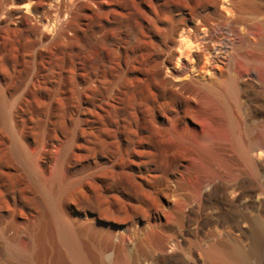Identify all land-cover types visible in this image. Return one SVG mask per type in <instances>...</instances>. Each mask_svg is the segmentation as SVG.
Masks as SVG:
<instances>
[{
    "label": "bare ground",
    "instance_id": "obj_1",
    "mask_svg": "<svg viewBox=\"0 0 264 264\" xmlns=\"http://www.w3.org/2000/svg\"><path fill=\"white\" fill-rule=\"evenodd\" d=\"M130 5L129 15L134 17V8H139L150 29L144 28L147 42L130 35L133 58H146V68H156L130 80L134 87L125 91L132 96L131 107L116 102L125 85L102 88L99 69L89 68L85 58L78 81V139L88 144L97 169L90 178L98 181L99 174L111 175L110 187L122 188L123 202L145 211L140 219L124 224L121 245L110 264L129 263L131 224L147 227L162 261L172 258L168 254L172 248L175 255L186 256L180 264H200L197 256L204 264H264V168L259 162L264 163V0H131ZM81 20L86 33V19ZM93 40L98 42L97 34ZM143 42L151 49L139 54ZM126 72L122 69L121 75ZM21 83L32 86L34 77L25 73ZM138 85L150 90L151 103L138 98ZM88 97L92 105L86 103ZM210 128L233 139L238 161L216 158ZM150 130L182 154L177 174L151 167L133 169L135 152L146 148L143 143L151 139L146 136ZM191 157L204 166H195ZM156 173L161 175L153 176ZM195 174L207 184L202 191L189 185ZM125 177L143 180L135 185L138 195L125 185ZM84 188L75 193L71 216L56 207L50 214L73 264H91L82 238L88 224L107 223L101 218L107 211L103 205L95 198L85 202L79 195ZM197 195L208 196V213L199 204L200 222L193 230L187 222L195 212ZM150 199L157 203L156 213ZM51 200L56 204L55 195ZM172 214L183 228L164 242L159 230L167 227L165 219ZM103 254L98 251L95 256L101 260Z\"/></svg>",
    "mask_w": 264,
    "mask_h": 264
},
{
    "label": "rangeland",
    "instance_id": "obj_2",
    "mask_svg": "<svg viewBox=\"0 0 264 264\" xmlns=\"http://www.w3.org/2000/svg\"><path fill=\"white\" fill-rule=\"evenodd\" d=\"M130 4L131 0H0V264H73L50 214L56 207L71 216L69 208L75 207V193L81 186L85 188L79 195L85 202L95 198L107 210L101 215L107 223L90 222L82 233L86 242L83 250L91 264H110L116 247L121 245L124 224L133 223L145 213L123 202L119 194L122 188L110 187L111 175L99 174L98 181L90 178L97 170L93 166L94 157L88 144L78 139L81 133L78 81L82 78L84 58L89 68L99 69L102 88L116 83L125 85L116 100L123 108L131 107L133 102L125 91L134 87L132 79L156 70L146 68V58L140 61L133 58L131 36L137 35L147 42L144 28L150 29L139 8H134V17L129 15ZM83 17L86 33L82 28ZM93 34H97L96 44ZM145 48L151 46L142 45L139 54ZM122 69L127 72L121 75ZM29 72L34 77V86L21 83ZM137 95L148 104L154 100L144 85L137 86ZM102 97L101 94L98 99ZM86 103L92 105L89 97ZM150 131L152 134L146 136L151 139L143 143L146 148L135 152L133 169L151 167L177 174L182 154L172 151L160 134ZM209 139L217 159L232 163L239 160L230 136L216 134L210 128ZM190 160L199 168L204 166L198 159ZM259 162L264 168V163ZM102 178L107 182L100 183ZM123 180L138 195L135 185H141L143 180L139 177ZM189 185L202 191L207 184L195 174ZM53 195L56 204L51 200ZM207 195H197L194 200L195 212L188 216L187 222L193 230L200 222L199 207L206 208L208 213ZM150 202L156 213V201ZM165 221L167 227L159 231L163 241L168 242L183 225H178L176 214ZM130 227L134 239L127 247L130 261L126 264H180L181 258H186L175 255L170 248L171 259H157L147 227L139 228L136 224ZM98 251H104L101 260L95 256ZM197 258L200 264L205 263L201 257Z\"/></svg>",
    "mask_w": 264,
    "mask_h": 264
}]
</instances>
